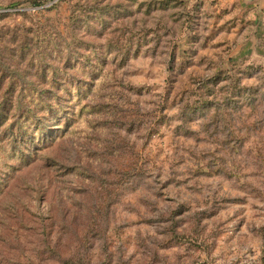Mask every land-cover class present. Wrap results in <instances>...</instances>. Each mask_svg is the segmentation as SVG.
Masks as SVG:
<instances>
[{"label":"rangeland","instance_id":"obj_1","mask_svg":"<svg viewBox=\"0 0 264 264\" xmlns=\"http://www.w3.org/2000/svg\"><path fill=\"white\" fill-rule=\"evenodd\" d=\"M0 118V264H264V0H0Z\"/></svg>","mask_w":264,"mask_h":264},{"label":"trees","instance_id":"obj_2","mask_svg":"<svg viewBox=\"0 0 264 264\" xmlns=\"http://www.w3.org/2000/svg\"><path fill=\"white\" fill-rule=\"evenodd\" d=\"M75 20H78L77 17L75 18ZM30 106L31 105L28 104L26 107H24L21 103L20 104L18 103L17 105H8L10 112L11 111H13V113L18 112L21 117L26 116V118H28V115L31 113L30 108H32V107H30ZM48 106H51V105H48ZM24 109H26V110H24ZM0 120H1V118H0ZM36 130H38V129L36 128Z\"/></svg>","mask_w":264,"mask_h":264}]
</instances>
